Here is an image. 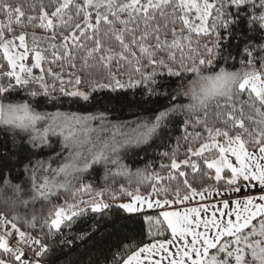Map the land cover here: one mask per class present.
Wrapping results in <instances>:
<instances>
[{
    "label": "snow or ice",
    "instance_id": "snow-or-ice-1",
    "mask_svg": "<svg viewBox=\"0 0 264 264\" xmlns=\"http://www.w3.org/2000/svg\"><path fill=\"white\" fill-rule=\"evenodd\" d=\"M0 17V264H42L64 228L112 207L106 194L127 198L117 207L128 213L158 210L146 217L150 242L123 245L111 264H264V0H0ZM125 89L139 97L130 104H168L88 156L76 129H103L105 113L38 111L94 106L99 90L127 100ZM173 123L160 171L123 162ZM50 137L62 150L34 161ZM97 165L111 186L84 182Z\"/></svg>",
    "mask_w": 264,
    "mask_h": 264
},
{
    "label": "trees",
    "instance_id": "trees-1",
    "mask_svg": "<svg viewBox=\"0 0 264 264\" xmlns=\"http://www.w3.org/2000/svg\"><path fill=\"white\" fill-rule=\"evenodd\" d=\"M21 0H12V3H20ZM3 17H0L2 20ZM29 31H31L29 29ZM237 43L234 37L231 40V44L234 46ZM59 70V69H57ZM71 71V69H68ZM67 79V77H65ZM128 93L127 100L118 93H112L110 90H99L94 93L95 102L94 106L80 107L76 104H57L55 107L51 105L43 106L38 111L55 113L57 111L62 113H76L77 115H99L105 113L108 117L104 123L103 129H101L100 122L98 120L91 121L88 124L89 129L93 131H87V135L83 132L77 134L78 140L83 142V146L80 149L85 156L89 155L90 149H99L103 143L90 144L91 139L94 137L109 135V131L113 128H121L122 134L116 139L117 143L123 142L128 138H132L136 135L137 125L145 120L151 119L154 114L163 106L168 104V100L161 97H153L151 101L147 103H128L133 99H139V97H133L132 92L134 90H118ZM182 103L187 104V98H181ZM182 119L180 117L174 118V120ZM119 125V127H113ZM43 127V125H41ZM171 131L164 135L163 140L160 136L154 137L150 141L149 145H143L141 148L144 150L136 149L139 152V156L135 155V152L128 150L124 163H128L132 166V160L135 159L136 163L133 166L135 168H143L145 159L156 162V170L160 171L159 165L161 163H168L166 159L161 157V153L169 151L176 147V136L180 135V131L176 128L175 123L170 125ZM90 137V141H88ZM62 137H50L51 147L46 148L44 152L33 157V160L45 159L49 157L54 158L57 152L62 150L61 145ZM111 142V141H108ZM8 150L10 152H16L20 155L19 147L14 148L11 143L8 144ZM0 151H4L3 142L0 141ZM181 153L183 148L180 149ZM68 151H64V157L68 156ZM121 156L125 155L124 150L120 153ZM26 162V161H25ZM64 162L63 160L53 163V167H57V164ZM15 164V161H12ZM17 170L22 166L15 164ZM161 175L165 173L161 172ZM136 177H132L133 187H136ZM84 182L91 183L94 189L99 190L101 188H107L112 185V180L108 178L106 180V170L104 166L97 165L93 169H89L84 174ZM119 184L127 185V180L123 178H117L116 186ZM147 182L144 186H141V191L145 190ZM150 190V189H149ZM11 195V193H7ZM31 193L25 189L23 194L24 199H28ZM84 199L89 197L85 195ZM104 202L112 204V207L103 210L102 213H88L85 216L78 219L72 224L71 228H64L63 234L56 237L55 244L52 246V250L45 254L42 262L48 264H111L112 254L120 250V248L128 243L132 242H150V237L147 234L148 224L146 217L157 214V210H147L136 213H128L117 207L118 204L127 202V198L123 200L112 201L107 194L104 197ZM41 204L37 202L35 208L38 210ZM32 205L29 206L27 211H31ZM26 210L21 208L20 212L23 215ZM35 234V233H34ZM169 234L158 237L159 239L168 238ZM78 237H83L82 239ZM63 241V243H62Z\"/></svg>",
    "mask_w": 264,
    "mask_h": 264
},
{
    "label": "rangeland",
    "instance_id": "rangeland-1",
    "mask_svg": "<svg viewBox=\"0 0 264 264\" xmlns=\"http://www.w3.org/2000/svg\"><path fill=\"white\" fill-rule=\"evenodd\" d=\"M76 131H77V134L79 132H83L85 134V136L88 134L84 129L77 128ZM122 133L123 132H122V129L121 128L120 129L119 128H113V129H111L109 131V135L108 136L105 135V136L94 137L93 138V141L91 139L90 144L93 143V144H97L98 145V143H106V142L112 141V140H115L116 141V139L118 138V136H120ZM88 141H90V137H88ZM147 210H155V209H144L143 211H147Z\"/></svg>",
    "mask_w": 264,
    "mask_h": 264
},
{
    "label": "crops",
    "instance_id": "crops-1",
    "mask_svg": "<svg viewBox=\"0 0 264 264\" xmlns=\"http://www.w3.org/2000/svg\"><path fill=\"white\" fill-rule=\"evenodd\" d=\"M42 264H48V263H44V262H42Z\"/></svg>",
    "mask_w": 264,
    "mask_h": 264
}]
</instances>
